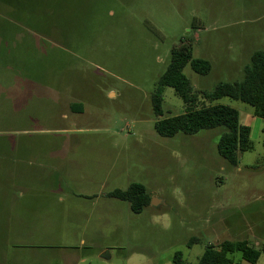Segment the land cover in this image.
Returning a JSON list of instances; mask_svg holds the SVG:
<instances>
[{
  "label": "rangeland",
  "instance_id": "1",
  "mask_svg": "<svg viewBox=\"0 0 264 264\" xmlns=\"http://www.w3.org/2000/svg\"><path fill=\"white\" fill-rule=\"evenodd\" d=\"M0 2V49L4 36L10 45L0 61V264H82L85 257L84 264H100L91 258L102 250L111 255L107 264H175L178 252L192 264L210 244H264L255 235L264 229V120L243 102L213 103L235 109L251 128L253 150L238 152L234 166L218 151L223 127L172 138L157 133L158 121L184 113L173 88L162 89V115L153 104L172 51L183 44L211 64L206 75L190 64L183 69L195 90L241 82L252 55L264 51V0ZM27 97L30 103L20 101ZM46 98L60 99L64 109L47 110ZM50 143L103 148L100 162L93 158L100 172L86 176L103 199L141 184L160 204L135 214L113 199L118 209L104 205L73 219L63 208L38 213L29 191L49 188L30 178L40 151L21 149ZM164 214L166 221L152 222ZM71 223L83 227L67 237L76 243L84 234L86 246L67 245Z\"/></svg>",
  "mask_w": 264,
  "mask_h": 264
},
{
  "label": "trees",
  "instance_id": "2",
  "mask_svg": "<svg viewBox=\"0 0 264 264\" xmlns=\"http://www.w3.org/2000/svg\"><path fill=\"white\" fill-rule=\"evenodd\" d=\"M3 5L0 2L2 12ZM14 8L9 9L11 16ZM10 29L17 30L14 27ZM2 35L3 32L0 33V36ZM8 39L7 36L1 39V44L6 49H0V61L2 56L9 55L10 45H6ZM18 46L23 48V43L19 42ZM189 64L201 75L211 71V64L208 61L194 58L190 44H183L172 51L170 64L156 85L153 95L154 110L157 116L162 115L164 87L174 89L176 95L182 99L185 109L180 115L158 121L155 126L156 131L162 137L172 138L178 133L195 135L202 130L223 127L224 133L217 143L219 154L229 163L237 166L238 152L253 150L251 128L241 124L240 115L235 109L213 103L228 97L251 106L254 115L264 120V51H256L252 55L250 64L244 69V79L241 82H221L212 92L198 91L193 88L183 74V69ZM106 196L128 202L131 211L135 214H140L151 203V196L141 184H131L125 190H113ZM196 241L192 239L190 245ZM262 254H264V246L255 248L248 240L224 241L218 245L206 246L202 256L192 264H244V262L257 264ZM174 263L189 264L180 252L174 255Z\"/></svg>",
  "mask_w": 264,
  "mask_h": 264
},
{
  "label": "crops",
  "instance_id": "3",
  "mask_svg": "<svg viewBox=\"0 0 264 264\" xmlns=\"http://www.w3.org/2000/svg\"><path fill=\"white\" fill-rule=\"evenodd\" d=\"M32 97L21 99V102L30 103ZM45 108L47 110L54 109L58 105L64 109L61 100L46 98ZM63 106V107H61ZM69 109H73L69 106ZM61 117L67 118V114H61ZM57 133L62 130H53ZM85 143H50V144H30L21 150H37L40 151L36 156L37 167L30 170V178L37 182H40L43 186L49 187L45 189L30 190L31 206L38 211V213H49L52 208H63L64 214L72 215L78 214H92L101 213L104 205L114 207L118 209V203H114L113 198L107 196L104 199L94 191L93 186L87 183V175H94L99 173L100 170L93 167V160L96 159L100 162L101 150L103 148ZM16 148V147H15ZM95 155V157H92ZM94 158V159H93ZM31 162V161H30ZM90 165L88 169L87 166ZM32 166V164H30ZM34 166V165H33ZM108 182V178L105 180ZM84 182V185H82ZM81 183V184H80ZM85 187V188H84ZM90 187V188H88ZM123 208L124 205H121ZM124 209V208H123ZM74 222V221H73ZM91 222L89 219L86 224ZM75 223V222H74ZM71 223L70 233L66 235V241L71 242L72 239L67 236H73L74 230L80 231L83 226ZM255 235L262 236L264 240V229H258ZM79 241L76 243L71 242L68 246H73V249H79V247L86 246L87 241L84 238V234L78 235ZM259 247L264 246L262 243L257 244ZM91 259L98 260L100 264H107L111 259V255L107 254V251L102 250L97 256ZM88 259L80 258L79 262L89 263ZM244 264H248L244 262Z\"/></svg>",
  "mask_w": 264,
  "mask_h": 264
},
{
  "label": "clouds",
  "instance_id": "4",
  "mask_svg": "<svg viewBox=\"0 0 264 264\" xmlns=\"http://www.w3.org/2000/svg\"><path fill=\"white\" fill-rule=\"evenodd\" d=\"M153 223H161V221H166L168 219L167 214L160 215V216H153L152 218ZM167 223L163 224V227H167Z\"/></svg>",
  "mask_w": 264,
  "mask_h": 264
},
{
  "label": "water",
  "instance_id": "5",
  "mask_svg": "<svg viewBox=\"0 0 264 264\" xmlns=\"http://www.w3.org/2000/svg\"><path fill=\"white\" fill-rule=\"evenodd\" d=\"M160 204V201L157 199H151L150 205L157 207Z\"/></svg>",
  "mask_w": 264,
  "mask_h": 264
}]
</instances>
